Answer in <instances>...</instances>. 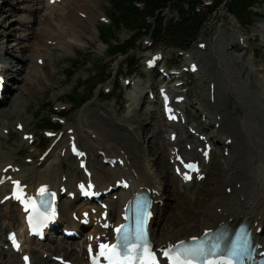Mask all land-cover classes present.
<instances>
[{"label":"bare ground","instance_id":"bare-ground-1","mask_svg":"<svg viewBox=\"0 0 264 264\" xmlns=\"http://www.w3.org/2000/svg\"><path fill=\"white\" fill-rule=\"evenodd\" d=\"M5 1L8 5H11V2H13V0ZM31 1H36L39 5L34 11V22L42 24V29L37 32H35V28L32 30L23 29L24 34L22 35V38H32V43L30 44V50L27 47L28 45H25L20 56L15 57L14 55L16 50L14 49V47L10 48L9 46H7V41L10 40L11 37L9 36L15 33L17 27L14 26L12 23H8V7L4 6L2 8V11H0V57L5 59L7 62L9 61L8 64L4 62V65L5 73L10 78L15 76L14 72H17L19 73V75H21L24 72L28 71V69L30 68V70L27 72L26 78L28 77L31 80V85L28 87L34 88L35 85L37 86L38 84H42L44 82V77L42 76V73L44 71L41 65L33 63V58L42 55V51H44L45 55L51 56V54L49 53V49H51L52 46H49L46 43L47 40L53 39V41H57L56 46L62 45L70 47L72 43L68 41L67 38L74 40L80 39L79 36L81 33L79 31V25L80 23H84V19L76 15V12H85L86 18L91 19L92 21L97 18V15L99 13L95 12V8L97 7V0H70L69 8L61 7V4H56L54 6L49 4L42 5L41 0ZM19 7H21V5H19ZM33 7V4L26 5L24 9H32ZM36 10H38V12H43L44 10H51L52 12H55V17H52L51 14L50 16L45 17H43V15L38 16ZM30 17L31 16L29 15H24L18 18V21L19 23L26 24L28 22H31V20L28 21V19H31ZM7 31H9L10 33L7 34ZM220 45L221 43L219 42L218 48H215V52L218 56H220V64L223 68V71L225 73L228 70L230 71L231 75H229L228 73H226V75L227 77H232V82H234V84L230 87L227 81H223V93L221 96L218 95V103L221 106H225L227 99L225 101L224 98H226V94L233 93L236 96L234 108H236V106L238 105L249 107V110L248 112H246L244 118L235 119L234 121L235 124L241 125L242 132L247 133L248 140L244 144V149L242 151L239 150L240 145L236 144L235 142L234 144L236 145V149L232 150L230 157H228V159L223 158L219 160V165L223 166L225 169H227V171L221 173L216 177H213L210 180L209 190L216 187L220 183L228 184L229 182L235 179H239V171L242 172L245 168L251 167L250 178L254 180L255 186L252 191L253 196L249 197L248 202L252 204V211L254 212V216L256 214H260L264 217V58L255 61L252 60L253 58L251 55V57L245 56L243 51H227L224 49H220ZM28 51L30 52V54ZM15 62L18 63L16 64ZM245 63L251 64V69L257 68L256 73L254 75L250 73H243L239 69L240 65ZM205 71L206 70L202 72L203 75L205 74ZM28 87H24L25 90H23L21 93V98H23V101L24 99L27 100V96L30 93ZM252 90L256 91L257 99H250V94ZM20 108L21 106L16 108V111L19 112ZM137 108L138 107L135 106V109ZM208 110H210V107L208 108ZM4 111L6 112V118L7 116L10 117V112L8 110ZM146 113L147 110L142 109L139 113L137 111L134 116L130 115L128 117L129 123L126 125L118 124L120 128H112L104 123V130L96 129V131H92V133H97L99 137L103 140L97 143L106 147L111 146V144L105 141L106 138L112 141L113 139H119L122 135L126 136L128 144L134 143L136 145L135 150H137V152L135 156V164L142 171L143 180L153 183L157 187H160L164 192V197H166L167 200H174L171 190V184L173 180H170L168 178V165L166 164V166H162V177H159L156 169L157 161L151 159L148 155V150L152 145H145L141 140V132L147 128L146 123L142 122V119L146 116ZM154 114L156 115V113ZM84 115L86 117V114ZM258 120H262L261 126H258ZM132 124H136V126L132 128ZM88 125L93 124L86 118V121H82L81 125L78 126V129L83 131L81 137L86 146L87 144L90 145L91 140L93 139L91 136L88 135L86 131L89 127ZM228 131H231V128L228 130L222 129L218 131V134H222L224 136ZM159 143L162 146V143L164 144V141H160ZM218 143L223 144L220 141ZM249 144L250 146L254 147L255 151L249 149ZM245 150L247 151L245 152ZM164 156V151L162 147H160V154L158 158H162L163 162H165ZM49 158L51 161H56L55 159H57L58 162H60L59 168L62 167L63 160L61 157L53 154ZM42 167H46V170H43L42 172H48L47 165H43ZM104 171H106V168L103 169V172ZM56 172H58V170H56ZM56 172L51 174L53 176L50 175V177H53V181H55L54 178L56 177ZM98 175L99 179L103 181L101 176L102 174L99 172ZM18 176L25 177V175L22 174H18ZM6 191L7 189L5 185L0 186V198L5 194ZM218 200L230 201V211L232 213L240 214L247 212L246 204L241 203L232 195H223L221 197H217L216 195L210 196L208 193L205 198H203L201 201V205L207 207L206 214L193 212L191 215L182 218L184 224H182V221L181 223L178 221H165L160 230H158V227L156 226L154 228V239L157 244L160 245L168 238H172L176 235L178 237H181L199 233L202 227L211 226L213 224L214 218H217L216 215H213V210ZM64 204L68 206L69 202L64 201ZM9 205L10 203H6L7 207ZM178 210L180 211V213H182V207H179ZM63 217H66L64 212ZM27 246L32 247V243H30V240H27ZM39 263L41 264L40 261Z\"/></svg>","mask_w":264,"mask_h":264},{"label":"rangeland","instance_id":"rangeland-1","mask_svg":"<svg viewBox=\"0 0 264 264\" xmlns=\"http://www.w3.org/2000/svg\"><path fill=\"white\" fill-rule=\"evenodd\" d=\"M2 1L3 0H0V11H2V8L4 6H7L8 7V12H7L8 13V23L10 24L12 23L14 26L17 27V29L15 30V33L9 36L11 38L9 41H7V46H9L10 48L14 47V49L16 50L15 55H14L15 57L20 56L23 50V47L25 45H28L27 47L30 50V44L32 43V38H28V39L22 38V35L24 34V32L23 30H20V28H23V26H22V23H19L18 18L23 16L24 11H25V9L23 8L26 5H31V4H36V3L35 2L32 3L31 0H13L14 4L13 2H11V5L10 4L8 5L6 1L4 4ZM110 1L111 0H97L96 1L97 7L95 8V12H100V11L108 12ZM19 5H21V7H19ZM261 12L264 15L263 7H262ZM261 20H264V18H262ZM95 25L98 26L99 23H96V24L94 23H82L81 24L80 23L79 25V28H80L79 31L81 33L80 37H82V39L87 41L88 43L85 48L73 47V46L69 48L65 47L64 52L67 56V59L61 60L60 62H57V61L52 62L51 60L49 61V64H48L49 66L45 68V70L43 69L44 73L42 74V76H45L47 78L46 79L44 77V84H45L44 90H43L44 92L43 91L38 92L37 90H35V88H29L26 84H24V80L19 81V83L16 85V87H19V89H17L14 92V93H17V95H19L20 92L22 93V91L25 90L24 87H28L29 89L30 93L27 96V100L24 99L23 104L24 106L28 108V111H29L28 116L29 117L33 116L32 119H30V126H32L33 128H35L36 120L38 121V118L35 115V113L41 110V112H43L42 116L44 115L43 118H48V116L50 115V108L49 106H47L48 102H50V106L54 105L57 101L55 98L58 97V95L61 94L63 91H65L64 89V81H65L64 69L69 68V66L71 65V62L76 61L77 63L81 64L83 59H89L91 63H95V65L91 69H88L87 67L82 69L80 71V74L82 76L86 74L87 76L88 74H90V76H94L98 74L101 71V66L103 65L106 66L104 63H106L107 61L108 63L106 64L114 68V73H116V71H119L122 68L123 63H124L123 60L120 61L119 65L117 64V60H120L122 56H119L118 59L113 62V60L115 59L114 57V59L109 62V59H107L105 56L108 54V52H105L102 48L98 47V42L100 38L95 36V30H96ZM205 26H206V32H208L209 34L207 37L213 40L217 39L216 34L218 33L220 29H222L225 36L231 40L235 38L236 34H238V31L245 30L247 27L246 25H243L237 22L236 19L232 16H229L227 18H222L221 20L216 19V18H211V20L207 22ZM41 27L42 26L38 27L37 24L35 23V26H34V28L36 29L35 32L39 31ZM252 27L253 26H251L250 29H252ZM9 33L10 32L7 31V34ZM128 36L129 34L126 31H121L118 33V37L120 40H125L128 38ZM254 49L256 51V55L253 56L252 52L249 53V56L251 55L253 60L258 61L261 58H264V46L260 45L259 42H257V43H254ZM15 63L17 64L18 62H15ZM51 65L56 66L59 69V72L56 75L49 74L50 73L49 68ZM247 66H248L247 63L242 64L240 65V69L243 72H245L247 70ZM81 67L82 66L79 65V68ZM25 74L27 73L24 72L22 74V77L25 76ZM96 80H97V77L92 78L90 84L87 85L89 86L88 89L91 87L92 84H94ZM228 83L231 84L232 82L228 81ZM105 86L106 85L100 86L97 89L98 90L97 92H100V90L105 88ZM14 93L11 94V98H9V101H7V104L0 108L1 109L0 110V124L7 121L6 117L4 116V107H9L11 104L17 103V99L13 96ZM197 94H198L197 90L196 89L193 90V95L196 96ZM227 96H228V99H227L225 110L227 112L232 113L234 117L236 116L237 118L238 116H237V113L235 112L236 110L243 118L246 108L243 107L242 105H238L236 106V109H234L236 96L233 93H227ZM18 99H21V98L18 97ZM60 99L63 102L66 101V97H63ZM250 99L251 100L257 99L255 90L252 91ZM110 104H112V102H109L107 100L103 102L99 100L89 109L87 110L83 109V110L85 114H88V117L90 118V120L94 121L95 123H98L99 121L100 126H102L104 122L107 126H112V122H113L112 119L103 118L100 115L101 111L105 113H109V114L110 112L111 114H116V115L121 114V116H124V118L127 117L128 111L124 109L122 112V110L121 111L118 110V107L120 105L111 106ZM152 111L154 113L155 112L156 113L158 112V113L156 115L154 114V116H151L148 114L142 119V122L146 123L147 128L141 132V140L143 144L145 145H152L150 146L148 150V155L151 159L157 161V166H156L157 174L159 175V177H162L161 168L162 166H166L167 157L165 158L164 156L165 162H163L162 158L160 157L158 158L160 154V149H159L160 146L158 142L162 140L161 138L162 133L159 131H165V128L164 126H162L163 121L160 119L161 115H160L159 109L157 107H154L152 108ZM70 117H71L72 122H75V124L80 121V117L78 116L74 117L73 115H71ZM79 133L80 135L82 134L80 131ZM126 139H127L126 136H121L119 139H117V143L127 145ZM0 144H1L0 153L4 152L7 155L8 159H11L9 157L17 158L19 154L17 153V150H24L23 145L18 141L16 137H13V136L9 139H3L2 141H0ZM65 162H67L70 165H73V167L76 169L75 162L71 160L70 158L65 159ZM168 175L170 179L173 178L171 174H168ZM171 190L173 192L172 195H173L174 200H168L169 201V205L167 202L168 207L163 210L162 214L159 215L160 225L158 226V228H161L164 221H167V222H173V221L181 222L182 221L183 222L182 218L191 215L195 210H197L199 200L205 195V191L203 190H200L196 196L191 195V190L190 191L187 190L183 194L179 193L177 189V180L173 184H171ZM179 207H182V213H180V211L178 210ZM15 212H16V208L13 206H11L8 212L5 211V207H0V241L3 239V233L5 231V228L2 227V223L4 222L5 217L8 216V217H11L12 220L13 219H16L17 221L19 220V217L16 216ZM36 247L37 248L44 247V248L53 249V244L47 243L43 246L37 245ZM66 249H68V247H66ZM36 254L38 255V258L36 259V261H38L39 259L41 264H51L41 259L40 253L38 254L36 252ZM3 261L4 260L0 256V264H20V261L17 259V257L13 258V261H10L9 263H4Z\"/></svg>","mask_w":264,"mask_h":264},{"label":"snow or ice","instance_id":"snow-or-ice-1","mask_svg":"<svg viewBox=\"0 0 264 264\" xmlns=\"http://www.w3.org/2000/svg\"><path fill=\"white\" fill-rule=\"evenodd\" d=\"M189 167H191V165H189ZM136 237L138 240H144L143 226L140 222H138ZM123 239L127 241V235H125ZM193 239L195 240L196 238ZM146 243L147 241H145V244ZM180 243L184 245L183 241ZM100 247L101 249H105L109 246L101 245ZM110 247L113 249V256L117 255V253H115L116 246L113 245ZM243 247L244 245L240 243V238H238L237 242H234L229 250L228 256L224 258L225 264H236V260L239 259L242 254ZM218 250V243L212 245L211 249L206 248L203 244L199 246H183L179 249L173 246L172 249L164 251L163 255L169 258L170 264H200L202 259L215 257ZM101 255H105V253L102 251ZM109 260L110 264H159L155 253L146 248H142L136 256H128L119 261L113 260L112 257H110ZM211 264H218V260L215 258L211 259Z\"/></svg>","mask_w":264,"mask_h":264},{"label":"trees","instance_id":"trees-1","mask_svg":"<svg viewBox=\"0 0 264 264\" xmlns=\"http://www.w3.org/2000/svg\"><path fill=\"white\" fill-rule=\"evenodd\" d=\"M145 2V11H139L134 5L133 0H114V6L117 7L120 11V14L117 15L114 13L113 15L116 18V22H125L128 26H134L143 21L144 16L147 14H153L155 10L161 8L173 0H141ZM255 0H233L231 2V10L236 11L237 14H242L243 11H247ZM249 11V10H248ZM194 27L192 25H186V27L182 26V24H178L176 27H172L174 31H178L183 33L184 31H190ZM105 32H110V29H104ZM134 39L128 42L127 46L120 47L122 49H126L130 45H133ZM118 49V48H117Z\"/></svg>","mask_w":264,"mask_h":264}]
</instances>
